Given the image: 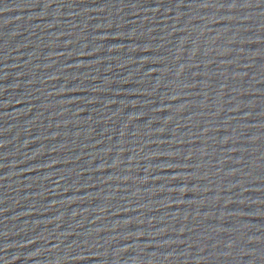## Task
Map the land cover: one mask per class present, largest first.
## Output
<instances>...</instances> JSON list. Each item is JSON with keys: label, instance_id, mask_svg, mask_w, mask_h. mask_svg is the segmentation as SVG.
Segmentation results:
<instances>
[{"label": "water", "instance_id": "obj_1", "mask_svg": "<svg viewBox=\"0 0 264 264\" xmlns=\"http://www.w3.org/2000/svg\"><path fill=\"white\" fill-rule=\"evenodd\" d=\"M0 264H264V0H0Z\"/></svg>", "mask_w": 264, "mask_h": 264}]
</instances>
